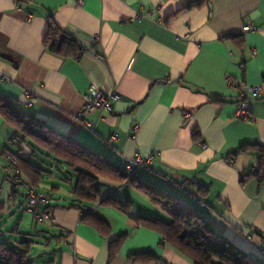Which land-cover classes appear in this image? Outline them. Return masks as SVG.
Instances as JSON below:
<instances>
[{
    "label": "crops",
    "instance_id": "0c3cea01",
    "mask_svg": "<svg viewBox=\"0 0 264 264\" xmlns=\"http://www.w3.org/2000/svg\"><path fill=\"white\" fill-rule=\"evenodd\" d=\"M195 1L0 0V96L124 171L127 155L152 156L142 179L200 209L218 233L264 260V181L251 174L260 153L235 154L245 144L264 146V96L251 101V119L236 116L239 85H264V0L188 7ZM249 19L257 30L243 34ZM51 21L85 49L77 56L52 51L44 44ZM93 86L119 93L102 117L86 107ZM84 121L96 123L95 131ZM14 133L0 113V239L35 240L32 264H195L133 218L170 222L161 206L107 178L98 179L100 196L80 202L66 165L54 158L42 161L48 171L40 190L49 193L55 221H37L26 206L28 185L6 181L3 149L32 156ZM110 197L129 203L130 213L103 202ZM85 214L105 220L108 230ZM8 225L25 237L6 238Z\"/></svg>",
    "mask_w": 264,
    "mask_h": 264
},
{
    "label": "trees",
    "instance_id": "16d2710c",
    "mask_svg": "<svg viewBox=\"0 0 264 264\" xmlns=\"http://www.w3.org/2000/svg\"><path fill=\"white\" fill-rule=\"evenodd\" d=\"M203 1L191 2L188 7L199 6ZM63 34L66 37L59 44ZM44 44L52 51L62 55L77 56L80 51L85 49L78 40L66 34L53 21L50 22ZM0 113L15 129L14 141L19 144L25 143L32 149V156L29 159L21 158L15 152L22 171V179L12 181L17 186L27 184L28 187L32 186L40 190L42 178L48 171L42 161L46 160L44 163L50 164L46 158H54L66 165L69 174H76L72 192L80 202L100 196L98 179L107 178L130 184L148 197L152 203L161 206L171 217L170 222L142 216L133 218L139 224L160 231L167 242L189 256L195 264H264V260H258L225 235L218 233L206 220L200 209L168 191L146 182L139 175L129 177L127 171L120 169L100 152L90 149L73 136L52 129L41 118L21 111L15 100L0 96ZM251 150H258L260 153L259 171L255 173L251 170V174L264 181L263 145L245 144L235 154ZM67 170L63 173L66 174ZM103 202L115 205L130 213L131 205L129 203H120L112 197L105 198ZM47 208L51 207L47 206ZM89 215L85 214L83 218L94 220L97 227L103 232L108 230L105 220L96 215ZM120 241L121 239L114 242V248L116 242L118 244ZM35 244L36 241L30 239H22L15 243L0 239V264H32ZM114 248L112 247L111 255L114 254ZM145 255L151 254L146 253Z\"/></svg>",
    "mask_w": 264,
    "mask_h": 264
},
{
    "label": "built area",
    "instance_id": "2783aa9c",
    "mask_svg": "<svg viewBox=\"0 0 264 264\" xmlns=\"http://www.w3.org/2000/svg\"><path fill=\"white\" fill-rule=\"evenodd\" d=\"M28 1V0H23ZM257 30V26L253 23L251 19L246 20L242 27L243 34H249ZM257 54L256 51L253 52ZM5 75H0V80H5ZM226 82L230 86H236V80L232 75H226ZM31 95V92H27ZM239 93L241 100L236 113V116L240 119L249 120L252 118V109L250 103L253 99L260 98L264 96V85H250L246 83H241L239 85ZM119 93L117 87H112L108 90H104L93 86L91 91L85 95L86 107L89 110H97L99 112V117H102L105 113L110 112L113 109V103L118 98ZM84 125L92 131H95L96 123L90 121H84ZM117 134H114L115 138ZM3 154L7 157V182L17 181L22 179V171L19 165L18 158L15 152L9 150H2ZM152 156L143 157L139 152H135L131 155L126 156V171L129 177L136 176L139 171L143 168H148L152 164ZM230 163H234V158L228 159ZM251 170L253 172L259 171V164H255ZM51 198L48 193L39 190L36 187H28V197L26 201V206L30 210L34 218L39 222H54L53 212L51 208H47ZM246 236L250 238V234L247 233ZM258 260H263L258 257Z\"/></svg>",
    "mask_w": 264,
    "mask_h": 264
},
{
    "label": "rangeland",
    "instance_id": "374dc122",
    "mask_svg": "<svg viewBox=\"0 0 264 264\" xmlns=\"http://www.w3.org/2000/svg\"><path fill=\"white\" fill-rule=\"evenodd\" d=\"M65 176L68 177V178H70V179H72V180H74V181L76 179V174L75 173L66 174ZM5 237L6 238H10V239H22L25 236L24 235H19V236L12 235V233H11V226L8 225L7 226V231L5 232Z\"/></svg>",
    "mask_w": 264,
    "mask_h": 264
},
{
    "label": "water",
    "instance_id": "95a60500",
    "mask_svg": "<svg viewBox=\"0 0 264 264\" xmlns=\"http://www.w3.org/2000/svg\"><path fill=\"white\" fill-rule=\"evenodd\" d=\"M66 37V35L65 34H63V35H61V37H60V40H59V44H61L62 43V41L64 40V38Z\"/></svg>",
    "mask_w": 264,
    "mask_h": 264
}]
</instances>
